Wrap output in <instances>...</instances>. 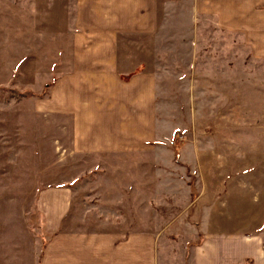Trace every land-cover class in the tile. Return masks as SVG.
<instances>
[{"label": "crops", "instance_id": "obj_1", "mask_svg": "<svg viewBox=\"0 0 264 264\" xmlns=\"http://www.w3.org/2000/svg\"><path fill=\"white\" fill-rule=\"evenodd\" d=\"M76 1L75 42L65 49L42 108L35 109L48 119L46 129L58 132L59 182H50L55 175L47 171L49 181L38 182L30 202H4L8 191L0 190V264H160L162 243L175 226L186 224L179 212L165 214L179 209L177 169L190 170L182 146L174 150L163 132L156 137L169 96L161 59L160 69L153 70L142 52L147 45L125 41L122 52L120 40L157 35L163 15L195 22L214 18L220 31L246 37L253 55L264 58V0ZM220 77L238 80L237 74ZM210 88H189L193 111L196 105L200 112L212 108ZM172 152L174 163L166 166L163 155ZM184 182L191 191L186 210L202 192L193 199ZM247 246H256L252 256L244 252ZM246 259L264 264L258 239L214 235L198 248L196 262L244 264Z\"/></svg>", "mask_w": 264, "mask_h": 264}, {"label": "rangeland", "instance_id": "obj_2", "mask_svg": "<svg viewBox=\"0 0 264 264\" xmlns=\"http://www.w3.org/2000/svg\"><path fill=\"white\" fill-rule=\"evenodd\" d=\"M78 7L76 0H0V190L8 191L4 202L32 201L38 182L49 181L43 175L49 170L55 175L50 182H59L58 132L48 131L47 118L35 109L42 108L59 77L64 51L75 42ZM160 23L153 37L120 40L122 52L125 41L144 43L150 68L163 66L169 96L156 137L163 132L174 150L182 146L190 170L185 174L186 168L177 169L182 179L175 204L179 209L165 214L168 218L179 212L186 224L175 226L162 243L160 264H197L198 248L214 235L258 239L264 250V58L253 55L246 37L220 31L214 18L195 22L190 16L163 15ZM226 74H237L238 80L220 77ZM205 86L212 89V108L200 112L203 108L196 105L193 111L188 96L194 92L189 88ZM51 121L59 122L55 117ZM173 157V152L165 153L164 164L172 166ZM184 180L195 184L196 196L202 192L201 200L186 210L182 208L191 191ZM247 247L244 252L252 256L256 246ZM244 264L253 263L246 259Z\"/></svg>", "mask_w": 264, "mask_h": 264}, {"label": "trees", "instance_id": "obj_3", "mask_svg": "<svg viewBox=\"0 0 264 264\" xmlns=\"http://www.w3.org/2000/svg\"><path fill=\"white\" fill-rule=\"evenodd\" d=\"M176 161L179 162V153L176 152ZM191 188H192V196H193V199H196L197 196H196V189H195V184L191 182Z\"/></svg>", "mask_w": 264, "mask_h": 264}]
</instances>
